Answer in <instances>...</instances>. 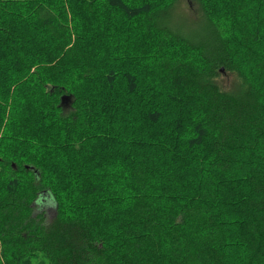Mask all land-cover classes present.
Wrapping results in <instances>:
<instances>
[{
	"label": "trees",
	"instance_id": "1",
	"mask_svg": "<svg viewBox=\"0 0 264 264\" xmlns=\"http://www.w3.org/2000/svg\"><path fill=\"white\" fill-rule=\"evenodd\" d=\"M179 2L0 0V264H264V0Z\"/></svg>",
	"mask_w": 264,
	"mask_h": 264
},
{
	"label": "rangeland",
	"instance_id": "2",
	"mask_svg": "<svg viewBox=\"0 0 264 264\" xmlns=\"http://www.w3.org/2000/svg\"><path fill=\"white\" fill-rule=\"evenodd\" d=\"M175 16L178 19H185L189 22H194L200 19L199 12L195 10L194 5L189 0H180L175 9ZM220 82L225 87L234 86L236 78L233 75L223 74L220 77ZM36 214L44 213L46 223H50L55 216V203L50 199H42L36 206Z\"/></svg>",
	"mask_w": 264,
	"mask_h": 264
}]
</instances>
